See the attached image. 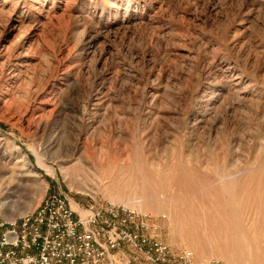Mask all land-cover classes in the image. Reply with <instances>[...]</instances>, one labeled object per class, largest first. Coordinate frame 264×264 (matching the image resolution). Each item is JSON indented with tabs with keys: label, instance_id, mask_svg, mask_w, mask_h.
<instances>
[{
	"label": "rangeland",
	"instance_id": "obj_1",
	"mask_svg": "<svg viewBox=\"0 0 264 264\" xmlns=\"http://www.w3.org/2000/svg\"><path fill=\"white\" fill-rule=\"evenodd\" d=\"M263 162L264 0H0L3 216L48 190L111 203L104 164L193 167L219 185ZM75 164L87 167L72 191ZM234 201L237 220L192 200L199 242L167 210L153 217L196 264H264L258 213Z\"/></svg>",
	"mask_w": 264,
	"mask_h": 264
},
{
	"label": "built area",
	"instance_id": "obj_2",
	"mask_svg": "<svg viewBox=\"0 0 264 264\" xmlns=\"http://www.w3.org/2000/svg\"><path fill=\"white\" fill-rule=\"evenodd\" d=\"M159 219L48 190L32 212L0 215V264H196L164 240Z\"/></svg>",
	"mask_w": 264,
	"mask_h": 264
},
{
	"label": "bare ground",
	"instance_id": "obj_3",
	"mask_svg": "<svg viewBox=\"0 0 264 264\" xmlns=\"http://www.w3.org/2000/svg\"><path fill=\"white\" fill-rule=\"evenodd\" d=\"M39 165L43 166L42 164ZM86 167L87 164H75L67 170L66 177L68 180L66 182L72 191L79 190L75 186L76 180L81 174H84ZM110 169H117V174L112 176L108 174ZM30 170L34 176L40 177L35 170L33 171L32 167ZM101 170L103 176L109 175L108 177L111 179L105 188V192L113 205L123 206L152 217L159 216L161 210H167L170 216L175 215V225L178 226V223L184 225L187 237L194 242L200 241V234L198 235V231L196 233L191 226L195 225V222L190 223L189 221L188 228L187 212L193 205L191 204L192 200H199L201 202L199 208L212 210L219 218L232 217L237 220L236 217L241 216V209L234 201L238 195H242L252 202L258 213V218L253 219V223L262 228V237L264 236V162L259 164L255 171L243 176L245 177L244 180L228 181L225 179L219 185L212 183L211 179L204 177L198 169L193 167L176 165L157 167L155 164H104L101 166ZM16 179L12 175L8 180V185H15ZM85 181V185H87L88 179L86 178ZM82 182L84 183V181ZM41 184L45 189L46 185L42 179ZM6 194L11 193L8 192V186L4 188L3 180L0 179V215H5L8 203H10V201L1 202L2 195ZM111 194L115 196L111 197ZM183 212H186V216ZM236 223V226H241L238 222ZM260 256L264 257V250Z\"/></svg>",
	"mask_w": 264,
	"mask_h": 264
}]
</instances>
